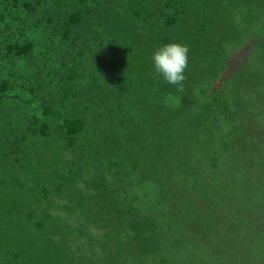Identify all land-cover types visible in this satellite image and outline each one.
Wrapping results in <instances>:
<instances>
[{"label":"trees","instance_id":"trees-1","mask_svg":"<svg viewBox=\"0 0 264 264\" xmlns=\"http://www.w3.org/2000/svg\"><path fill=\"white\" fill-rule=\"evenodd\" d=\"M94 1L0 0V63L8 55L18 59L33 54L44 70L52 67L55 57L59 66L62 55L56 52L57 42L61 49L78 47L90 22L89 10L100 9ZM125 1L130 2L100 3L116 9ZM226 9L224 0H136V6L124 9L126 17L136 14V27L130 24L100 42H111L115 35L135 41V87L116 92L114 98L105 96L103 89L74 95L69 84L61 88L63 98L57 88L40 95L52 96V103L43 107L44 118L45 123L54 118L56 124L38 129L40 133L52 134L60 151L75 154L72 164L78 171L104 169L112 179L104 173L83 176L82 194L94 204L79 207L90 213L87 217L94 228L105 229L91 233L90 247L79 255V264H264V186L248 179L252 159L256 175L264 176V135H255L263 133L264 122L257 121L264 117V95L253 77L254 59L246 62L250 81L235 85L238 93L228 82L224 85L229 92H211L217 71L203 74L184 36L178 41L190 48V55L182 88L167 84L152 62L153 52L171 43L158 26L163 16L182 29L186 19L198 14L218 28L232 30L235 23ZM121 14V9L108 13ZM85 49L86 45L81 52ZM107 60L115 62L107 69L111 79L120 72L119 66L110 56ZM9 87V81L0 84V108ZM33 88V94H40L39 87ZM99 111L108 113L113 127L110 122V126L92 122L93 112ZM228 151L234 155L233 163L221 164L217 157ZM43 194L37 186L32 201L39 202ZM224 195L231 214L220 211ZM238 197L241 203L234 204ZM214 204L219 208L216 217L211 214ZM50 206L31 205L19 213L23 222L10 223L5 238H0V264L76 262L71 249L77 225H64ZM243 207L248 215H255V226L233 218ZM34 219L35 229L30 227ZM115 237L122 245L112 252Z\"/></svg>","mask_w":264,"mask_h":264},{"label":"clouds","instance_id":"clouds-1","mask_svg":"<svg viewBox=\"0 0 264 264\" xmlns=\"http://www.w3.org/2000/svg\"><path fill=\"white\" fill-rule=\"evenodd\" d=\"M106 1L108 2V0ZM129 1L130 2L125 1L123 3H118L116 9H111L110 4H101L100 2H102V0H96L94 3L92 2L93 4L99 2L98 6L100 9L89 10V14H91L90 22L85 29L82 41L76 49L72 47L65 48L69 52H77L81 58H85L89 61L97 58L95 55H98V58H100L101 55L106 59L110 56L114 61H117L119 66L120 72L116 76L111 79H108L109 76H107L106 82L98 83L99 86L95 87L94 84L97 83L95 82L97 79L105 80L101 78L99 72L106 74L107 70H105V65L102 69L98 70L96 69L97 65L93 64L92 73L96 74L94 72L98 71L96 74L98 77L90 79L88 84L84 87L72 86L76 93L86 92L91 89L96 92L103 89L105 96L108 95L109 98H114L116 92H123L126 88H130L132 84H134V87L136 86L134 83V81H136L135 41L123 40L122 37L115 35V38L113 37L111 42L106 41L104 44L100 43L102 42V38L108 39V36L116 34L122 29H129L128 27L130 24L136 27V14L133 13L130 17L125 16L124 9L129 7L133 8L134 5L136 6V0ZM260 3L261 0H224V4L228 6L226 10L231 20L235 23L234 27L236 28L234 29H236V31L234 29L224 30L218 28L203 15L193 14L190 16L186 19L183 29L168 17L163 16V20L162 18L159 20L158 26L162 30L161 36L165 34L164 40L169 38L171 43L164 44L153 52L152 62L155 72L159 74L167 84L182 88L183 82L186 79L185 70L189 64L190 55V48L180 44L178 41V37L184 36L188 43L191 44L193 53L196 56V63L203 74H208L210 71L214 70L217 71V76L213 82L211 92H229L227 84L224 85L225 82H228L229 86L234 85L232 89L234 92L238 93L240 89H236V83H246L250 81L248 72L251 74V71L246 66V62L250 58H253L255 64L258 66V70L255 69V75L253 77L264 95V5L260 7ZM120 9L122 10L121 15H108V13ZM255 33L261 36V39L258 35H255ZM255 43H259L261 47L256 49L254 47ZM85 45L89 50L85 49L81 52ZM248 45H251V47L246 57L242 59L238 58L244 47ZM7 53L8 52L4 53V57ZM235 58L238 61L239 67L228 70L229 63ZM57 59L58 57H55L52 67L47 70H44L41 60L36 61L33 54H27L18 59L8 55L6 60L0 63V84H2V81L10 82V87L4 94V105L0 108V179H7L2 173L25 172L28 169L31 171L52 173L45 177L31 176L26 184L18 182L20 177L14 176L10 188L7 181L3 182L0 187L5 188L11 200L17 202V204H0V224L5 221L10 225L14 219L23 222L19 217V213L26 210L31 205L34 206V204H37L39 208L41 204L43 206L51 205L49 209L50 212L59 215L64 225H77L75 233H73L76 242L73 243L71 250L77 255L74 264H79L82 262V260L79 261V255L90 247L89 237L91 233L101 234L105 229L103 226L94 228L87 217L90 213L87 211L82 213L79 207V204H94L92 200L85 199L82 194V190H86L83 176L85 173L89 175V177L103 174L105 170L103 169L97 172L91 168L90 172L86 169L85 172L82 170L78 171V168L72 164L75 154L70 151H60L58 142L52 137V134L49 135L47 133V136H44L40 133L38 129L44 127L53 128L54 118L50 120V123H45L43 107L46 103L43 106H39L42 105L39 102L38 107L32 111L33 114L30 110L28 111L27 123L25 121L18 123L14 117V115H21L23 111H5L4 109V107H6L7 98L12 93L10 90L11 87H16L14 91H17L21 90L18 88L20 86L26 88V82L29 79H36V81H38L44 76L52 78L54 74H56V71H60L59 66L55 65ZM68 66L67 57L62 56L60 67L62 68L61 73L63 79H65L66 76V80H68V82L70 81V83L79 82L75 72L69 70ZM227 71L230 73L229 76L225 77L224 73ZM81 80L86 79L83 78ZM119 83L122 84L119 85ZM219 83L220 87L218 85ZM38 87L41 90V86H36V88ZM33 89V86L29 87L32 94ZM53 96H55V94ZM51 98L52 96H47L44 100L50 105L53 101L50 100ZM41 99L43 98L39 94L38 100ZM32 104L37 105L34 103ZM40 111H42L41 116L34 117V115ZM93 113L98 118H104L103 111ZM88 114L92 119L93 114ZM22 116H24V112ZM263 118L264 117L261 119ZM108 119L109 121L107 123L102 122L100 124H105L106 126H110L111 124V128L113 127L114 121L109 115ZM262 130L263 133H255V135H264V128H262ZM233 158L234 155L228 151L225 155L217 157V160L221 162V164L233 163ZM104 174L109 180H112L106 172ZM37 186L40 187V190L45 194V196H41V199H38L39 202L32 201L34 189H36ZM20 188H26V199L16 198V192ZM91 193H94V190H91ZM85 194H90V192ZM66 196L70 197L69 204L63 203V199ZM226 199H228V197L224 195L223 200L220 202V211L222 210L223 214H231L227 208ZM233 202L234 204H240L241 199L238 197L234 199ZM9 206H12L10 212H8ZM14 210L16 211L15 213H13ZM211 214L212 217H216L219 214V208L216 204H214V213ZM82 215H86V218L82 217ZM232 216L234 219L244 223L251 221L254 226L257 222L253 212L248 215L244 207L242 208V212L238 213V216L236 214H232ZM34 224L35 219L30 225L33 229H35L33 227ZM121 245L122 244L115 237L110 251L116 252Z\"/></svg>","mask_w":264,"mask_h":264},{"label":"rangeland","instance_id":"rangeland-1","mask_svg":"<svg viewBox=\"0 0 264 264\" xmlns=\"http://www.w3.org/2000/svg\"><path fill=\"white\" fill-rule=\"evenodd\" d=\"M250 47H251V45L244 47L243 51L240 53L238 58H240V59L245 58ZM56 49H57L56 50L57 53L60 51L62 56L67 57L68 64H69V66H68L69 70H72L75 72V74L77 76V80H79V82L70 83V82H68V80H66V76H65V79H63V75L61 73L62 68L59 65L60 71H56V74H54V76L52 78L51 77L49 78L48 76H44L41 79H39L38 81H36V79H29L26 82V88L20 86L18 88H20L21 90H17V91H14L16 87H11L10 90L12 93L8 96L6 107H4V109H5V111H8V110L9 111H11V110L23 111L24 116H22L23 112H21V115H14V117L16 118L18 123H22L24 121L27 123L28 122V111L30 110V112L33 114L32 111L38 107L39 102L42 104L39 106H43L45 104L44 98L41 100H38L39 94L37 92H36V94H32V91L29 90V87H31V86L36 87V86L40 85L41 86L40 95H43L47 91V88H50L52 90H54V88H57V89H55V91L58 92V96H62V98H63L65 95H63L61 88L65 87V86L69 87V85H72L75 87L76 86L84 87L88 84V81L90 79H94V78L98 77L96 75L98 73V71L94 72L96 74L92 73V65L93 64H96V65L103 64V65H105V70H107L115 63L112 60H107L106 58H104L101 55H100V59L94 58L91 61H89L85 58H81L77 52H69L65 48L61 49V44L59 41L57 42V48ZM238 67H239L238 61L235 58L229 63L228 70H232V69L238 68ZM254 68L258 70V66L256 64H255ZM96 69H99V68L97 67ZM229 73L230 72H228V71L225 72L224 73L225 77L229 76ZM99 74L101 75V78H104L105 80L97 79L95 82H97V83L106 82L107 81L106 78L108 76L107 73L102 74L101 72H99ZM83 78L86 80H81ZM261 82H262V80H261ZM218 85L220 87V83ZM72 94L76 95V92L74 91ZM63 101L65 102V99ZM32 103L37 104V105H33ZM67 104L69 105V102ZM69 107H70V105H69ZM105 111H108V107L105 109ZM41 114H42V111L35 114L34 117H40ZM108 121H109V119H108L107 112H104V118H98L96 116V119H94V120L92 119L93 123H102V122L107 123ZM260 122H264V118L257 121V123H260ZM52 126L55 127L56 124L53 123ZM234 161H236L237 164L240 163L239 158H235ZM251 161H252V165H251V168L249 170L250 176L248 177V179L250 180V184H253V183L261 184L262 183L260 186H264V176H262V178H261V176L256 175V173H257V165L255 162L256 160L252 159ZM2 174L4 176H6L7 179L1 178L0 179V185L3 182L7 181L9 184V188H10L11 183L14 179L13 178L14 176H19L20 180H18V182H20L22 184L23 183L26 184V183H28V180L30 179L31 176L45 177L47 175H51L52 173L51 172L43 173V172L31 171L30 169H28L25 172H15V173H6V174L2 173ZM260 181H261V183H260ZM251 189L253 190V187H251ZM43 195L45 196V194H43ZM16 198L17 199H26L27 198L26 188L18 189L16 192ZM262 200H263V196L260 193V199H259L260 203H262ZM69 202H70V197L66 196L63 199V203L69 204ZM0 204H17V202H13L11 200L10 196L6 193V189L0 187ZM11 208H12V206L8 207V212H10ZM15 212L16 211L14 210L13 213H15ZM262 224L264 225V217L262 219ZM8 226L9 225L5 221H4V223L0 224V229H1L0 238H5L6 230H7Z\"/></svg>","mask_w":264,"mask_h":264}]
</instances>
